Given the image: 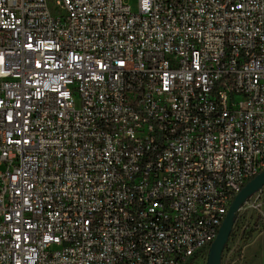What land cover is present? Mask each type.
Returning <instances> with one entry per match:
<instances>
[{
  "label": "built area",
  "instance_id": "2783aa9c",
  "mask_svg": "<svg viewBox=\"0 0 264 264\" xmlns=\"http://www.w3.org/2000/svg\"><path fill=\"white\" fill-rule=\"evenodd\" d=\"M264 172V0H0V264L209 255Z\"/></svg>",
  "mask_w": 264,
  "mask_h": 264
},
{
  "label": "rangeland",
  "instance_id": "374dc122",
  "mask_svg": "<svg viewBox=\"0 0 264 264\" xmlns=\"http://www.w3.org/2000/svg\"><path fill=\"white\" fill-rule=\"evenodd\" d=\"M126 2L138 12L139 0ZM194 264H208V256H198ZM222 264H264V189L240 210Z\"/></svg>",
  "mask_w": 264,
  "mask_h": 264
},
{
  "label": "water",
  "instance_id": "95a60500",
  "mask_svg": "<svg viewBox=\"0 0 264 264\" xmlns=\"http://www.w3.org/2000/svg\"><path fill=\"white\" fill-rule=\"evenodd\" d=\"M264 189V172L251 180L240 194L235 198L229 212L220 228L219 234L215 242L210 248L208 255V264H222L225 248L232 235L235 220L246 202Z\"/></svg>",
  "mask_w": 264,
  "mask_h": 264
},
{
  "label": "trees",
  "instance_id": "16d2710c",
  "mask_svg": "<svg viewBox=\"0 0 264 264\" xmlns=\"http://www.w3.org/2000/svg\"><path fill=\"white\" fill-rule=\"evenodd\" d=\"M231 236H232V235H231ZM200 255H206V256H208V253H207V254H205V253H199V254H197L195 257L189 259L188 261H186V262L183 263V264H194L195 259H196L198 256H200Z\"/></svg>",
  "mask_w": 264,
  "mask_h": 264
}]
</instances>
